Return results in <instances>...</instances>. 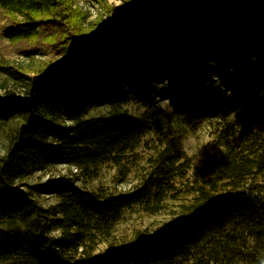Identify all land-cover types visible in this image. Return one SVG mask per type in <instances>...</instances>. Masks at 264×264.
<instances>
[{
	"label": "trees",
	"instance_id": "16d2710c",
	"mask_svg": "<svg viewBox=\"0 0 264 264\" xmlns=\"http://www.w3.org/2000/svg\"><path fill=\"white\" fill-rule=\"evenodd\" d=\"M78 1L110 19L92 31L75 0H0L4 36L41 37L60 56L33 75L0 67L22 88L0 99V264H264V0ZM34 46L22 53L42 54ZM92 104L105 111L87 115ZM232 114L192 166L180 147L190 121ZM147 134L131 189L78 184L104 163L124 166ZM57 165L71 173L25 182ZM45 194L55 202L42 205ZM133 206L170 217L116 243Z\"/></svg>",
	"mask_w": 264,
	"mask_h": 264
},
{
	"label": "rangeland",
	"instance_id": "374dc122",
	"mask_svg": "<svg viewBox=\"0 0 264 264\" xmlns=\"http://www.w3.org/2000/svg\"><path fill=\"white\" fill-rule=\"evenodd\" d=\"M108 2L116 7L122 6L121 0H108ZM75 5H78L87 13L88 30L95 31L99 26L110 19L109 15L104 14L98 6H92L86 1L75 0ZM9 18L6 12L0 7V67L8 66L17 70H22L24 73L33 75L40 69L46 67L51 61H58L60 56L53 52L51 47L44 44L41 37L38 41H10L3 34V30L9 25ZM34 45H39L42 54L31 53L25 55L22 50H32ZM45 53V54H44ZM21 86L13 83L0 70V99L4 98L8 92L16 95L22 93ZM157 105L167 106V100L163 96L157 98ZM127 107L132 113L140 114L144 111L145 105L139 100H131ZM105 111L103 105L92 104L87 109V115H97ZM233 120V114L226 120L219 118L198 117L190 121L189 131L180 142V147L183 156L191 159L192 166L200 165L205 159L206 154L213 152L217 137L220 131L226 126L227 121ZM152 134L145 135L140 143V146L134 153L128 156L125 160V165L115 166L112 163H104L99 167L98 176L87 181H78V184L89 189L103 188L110 192L128 191L133 185L138 182L139 177L145 169V158L152 152L153 144ZM6 141L3 135V130L0 129V155L4 154ZM68 166L57 165L48 167L43 170L31 173L25 182L29 184H37L43 182L46 177L57 174H70ZM192 170L188 171L186 179H191ZM258 182L264 181V174L258 177ZM185 180L177 179L176 185L178 188L183 187ZM39 202L47 206L55 202V197L50 195H42L38 197ZM170 217L167 210L155 214L144 211L139 206L125 209L114 227V239L116 243L127 242L134 238L135 234L145 230H152Z\"/></svg>",
	"mask_w": 264,
	"mask_h": 264
}]
</instances>
